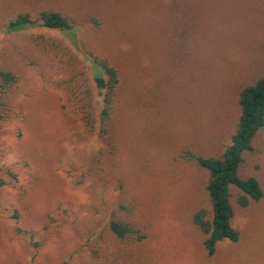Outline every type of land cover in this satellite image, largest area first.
Here are the masks:
<instances>
[{
  "label": "rangeland",
  "instance_id": "1",
  "mask_svg": "<svg viewBox=\"0 0 264 264\" xmlns=\"http://www.w3.org/2000/svg\"><path fill=\"white\" fill-rule=\"evenodd\" d=\"M41 5L78 19V40L118 68L115 149L97 171L78 109L82 69L63 37L0 34V69L19 76L0 96V264H101L121 245L98 197L127 206L144 234L126 247L128 264H264V197L240 208L237 192L240 240L207 257L192 223L209 209L206 173L182 156L229 143L239 92L264 76V0H0V22ZM254 147L240 175L264 192V130Z\"/></svg>",
  "mask_w": 264,
  "mask_h": 264
},
{
  "label": "trees",
  "instance_id": "2",
  "mask_svg": "<svg viewBox=\"0 0 264 264\" xmlns=\"http://www.w3.org/2000/svg\"><path fill=\"white\" fill-rule=\"evenodd\" d=\"M92 22L96 23L95 20ZM33 27L59 33L63 37L61 46L70 51L82 69L84 83L80 89L78 109L88 137L96 148L90 161L102 173L105 171V155L112 154L115 149L113 120L123 78L107 57L88 49L78 40V19L50 6L24 7L14 11L0 22V34H20ZM35 37L42 39L43 35ZM18 81V75L0 69V96L8 97ZM238 108L230 141L219 155L197 156L188 150L182 153L184 159L206 173L204 193L209 209H197L192 215V223L203 235L202 247L207 257H212L221 243L235 244L240 240V232L233 226V192L238 193L236 204L240 208L258 203L264 197L256 178L240 175L246 156L255 152L256 137L264 130V76L241 89ZM98 201L105 216L104 229L121 245L109 250L101 264H128L126 247L142 241L144 234L132 223L127 206L122 203L107 205L100 197Z\"/></svg>",
  "mask_w": 264,
  "mask_h": 264
}]
</instances>
